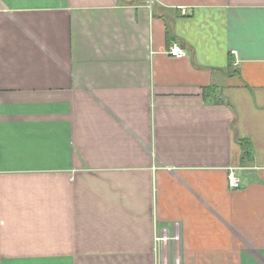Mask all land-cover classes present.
Segmentation results:
<instances>
[{"label": "crops", "instance_id": "0c3cea01", "mask_svg": "<svg viewBox=\"0 0 264 264\" xmlns=\"http://www.w3.org/2000/svg\"><path fill=\"white\" fill-rule=\"evenodd\" d=\"M162 230L264 264V0H0V264H159Z\"/></svg>", "mask_w": 264, "mask_h": 264}, {"label": "built area", "instance_id": "2783aa9c", "mask_svg": "<svg viewBox=\"0 0 264 264\" xmlns=\"http://www.w3.org/2000/svg\"><path fill=\"white\" fill-rule=\"evenodd\" d=\"M149 4L152 3V0H147ZM167 54L176 59H180L186 56L184 49L181 47V45L178 42H172L170 45ZM234 54V52H232ZM238 170H242L239 168ZM236 169L230 168L227 176L228 185L231 190H238L241 187L240 179L235 175ZM156 244H161L162 249L160 250V263L159 264H169L168 258H167V236H166V230H162L160 233V236H157L155 238ZM175 264H178L177 258Z\"/></svg>", "mask_w": 264, "mask_h": 264}]
</instances>
